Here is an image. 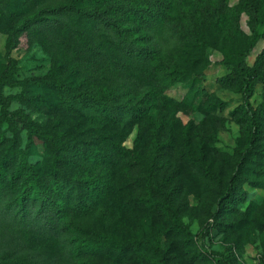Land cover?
Listing matches in <instances>:
<instances>
[{
	"label": "trees",
	"instance_id": "trees-1",
	"mask_svg": "<svg viewBox=\"0 0 264 264\" xmlns=\"http://www.w3.org/2000/svg\"><path fill=\"white\" fill-rule=\"evenodd\" d=\"M22 13L1 20L0 33L17 40L30 38L29 48L38 43L43 46L52 62L51 71L28 83L53 91L63 108L74 113L89 109L106 122L117 123L113 110L116 88L143 95L141 106L131 109L137 123L151 130L149 171L143 193L135 200L139 210L168 214L175 202L176 190L170 184L166 201L157 197L161 193L158 166L161 154L170 147L163 141L170 124L166 110L173 103L166 93L185 84L195 99L207 68L197 71V64L189 65V51L204 53L215 45L223 47L222 64L234 75L244 102L239 123L247 143L239 154L240 165L252 162L264 177V100L257 107L253 104L258 87H264V48L254 66L248 62L264 38L263 0H239L235 7L230 0H45L35 13L25 17ZM243 15L249 18V40L240 30ZM91 60L103 64V70ZM16 72V61L11 59L0 76V125H11L14 117L20 119L28 131V142L20 149L16 140L0 133L5 145L0 154V264H98L103 255L125 264L132 250L147 253L138 257L140 263L166 264L160 231L140 241L132 234L87 232L75 224L102 210L111 198L116 170L110 165L132 171L144 157L141 137L134 150L103 133L87 148L71 146L66 133L43 128L25 110L11 112L15 101L26 99L25 95L5 96L6 87L23 85L18 80L10 82ZM38 101L48 105L42 96ZM37 139L47 148L45 166L31 162ZM244 183L239 172L231 177L215 220L198 239L212 240L215 223L233 215L246 201ZM173 221L180 224L175 217ZM188 237L193 241L190 232ZM29 252L40 253L44 262L31 261ZM214 258L217 264L236 262L230 252L214 254Z\"/></svg>",
	"mask_w": 264,
	"mask_h": 264
},
{
	"label": "rangeland",
	"instance_id": "rangeland-1",
	"mask_svg": "<svg viewBox=\"0 0 264 264\" xmlns=\"http://www.w3.org/2000/svg\"><path fill=\"white\" fill-rule=\"evenodd\" d=\"M44 3L45 0H0V21L9 20L12 14L19 15L21 11L23 17L33 14ZM238 3L239 0H230L232 7ZM240 30L249 40L251 31L246 15L241 18ZM261 31L264 32V29ZM29 40L26 36L17 40L0 33V76L13 59L17 72L10 82H23L20 87H6L5 96L26 97L15 101L11 112L25 110L43 128L53 127L66 133L71 146L87 148L98 133H103L132 150L141 137L146 147L144 157L132 166V171L126 169L124 172L116 164L110 165L116 170V184L111 198L96 214L75 220L76 225L87 232H114L122 236L132 234L140 241L149 238L153 231H160L166 264H217L214 254L221 256L229 252L235 256V264H264V177L257 173L254 163L240 165L239 154L247 143L239 123L244 102L234 75L222 64L224 56L221 45H215L204 53H187L189 65L197 64V71L207 65L203 70V79L197 85L200 92L195 99L190 98L191 87L185 84H178L166 93L173 103L166 110L170 124L163 141L170 147L159 158L157 182L161 193L157 197L166 201L168 184L176 190V194L168 214H152L135 206L136 198L143 193L152 152L150 128L138 124L136 113L131 111L141 106L143 95L138 92L133 96L122 87L116 88L113 110L117 123L106 122L89 109H80L78 113L69 111L60 105L53 91H42L28 83L32 79L47 77L52 68L43 46L38 43L29 48ZM263 48L264 38L256 52L249 57L250 66L256 64ZM91 63L99 70L104 68L103 64L96 65L92 60ZM38 96H42L48 105H41ZM263 100L264 87L259 86L253 104L257 107ZM174 110L177 112L175 116ZM0 129V133H6L10 141H17L18 148H26L28 131L20 119L14 117L11 125L1 124ZM4 147L0 141V154ZM31 162L42 166L48 164L49 155L43 141H35V154ZM237 171L245 181L243 188L247 192V199L233 215L220 218L215 223L212 240L202 242L198 238L214 219L221 194ZM173 217L180 224L174 223ZM188 232L193 236V241L188 237ZM26 255L33 262H44L40 253L29 252ZM142 255L147 256V253L132 250L125 264H152L150 261L138 262V257ZM107 256L100 257L98 264H117L113 257Z\"/></svg>",
	"mask_w": 264,
	"mask_h": 264
}]
</instances>
